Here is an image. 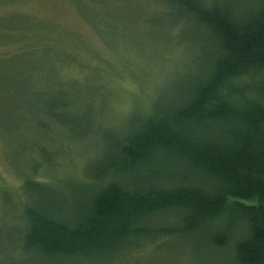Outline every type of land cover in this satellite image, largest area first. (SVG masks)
<instances>
[{
  "label": "trees",
  "instance_id": "16d2710c",
  "mask_svg": "<svg viewBox=\"0 0 264 264\" xmlns=\"http://www.w3.org/2000/svg\"><path fill=\"white\" fill-rule=\"evenodd\" d=\"M164 1L203 53L186 55L171 94L160 91L130 128L112 131L96 120L108 92L102 84L86 80L93 87L73 94L39 90L70 147L90 142L101 153L75 175L54 174L45 158L26 168L21 223L10 225L24 254L100 262L149 241L182 247L201 264L206 250L221 252L213 264H264V0ZM66 63L51 64L56 80ZM6 79L17 83L12 71ZM87 97L100 107L84 109ZM0 123L2 135L15 138L19 126ZM44 146L38 153L46 155Z\"/></svg>",
  "mask_w": 264,
  "mask_h": 264
},
{
  "label": "rangeland",
  "instance_id": "374dc122",
  "mask_svg": "<svg viewBox=\"0 0 264 264\" xmlns=\"http://www.w3.org/2000/svg\"><path fill=\"white\" fill-rule=\"evenodd\" d=\"M165 3L0 0V119L19 126V134L14 138L2 135L0 123V264H52L24 254L19 245L21 233L10 227L20 221V194L26 168L45 158L47 166L55 165L54 174L75 175L84 170L87 160L101 153L89 149L90 142L70 147L65 138L69 136L67 130L49 119L39 90L47 93L52 87L55 93L61 88L73 94L72 87L83 92L93 87L86 80L102 84L108 92L96 120L112 131L130 128L132 119L147 112L153 100L160 97V91L171 94L174 82L183 74L186 55L203 53L198 38L181 28L182 21L176 20ZM172 23L176 25L167 33ZM63 60L66 66L60 69L61 76L57 75L56 80L58 73L51 64ZM39 66L42 68L37 69ZM10 71L17 83L6 79ZM5 86L8 88L4 89ZM84 102V109L100 107L91 97ZM40 122L48 134L43 133ZM88 135L82 140L88 141ZM38 145L46 148V155L38 153ZM37 178L49 181L51 176L38 171ZM181 248L178 249L182 251ZM126 249L100 262L71 264H201L199 259L194 262L188 251L176 253L170 247L159 248L149 241ZM199 253L203 264L222 260L221 252Z\"/></svg>",
  "mask_w": 264,
  "mask_h": 264
}]
</instances>
